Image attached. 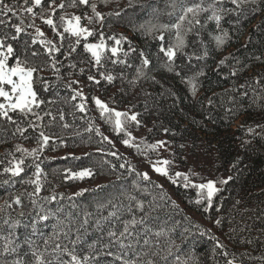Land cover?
Segmentation results:
<instances>
[{"label": "trees", "instance_id": "trees-1", "mask_svg": "<svg viewBox=\"0 0 264 264\" xmlns=\"http://www.w3.org/2000/svg\"><path fill=\"white\" fill-rule=\"evenodd\" d=\"M6 2L11 3V0ZM61 2L56 0V4ZM63 2L66 7L58 8L53 15L57 31L63 32L59 16L65 10H72L82 16L83 22L94 31L93 36L86 41L81 37L80 45H75L76 37L65 33V47L61 49L64 54L54 52L51 56L40 41L51 40L57 47L61 41L46 24L44 27L52 33L50 39L46 35L37 36L35 28L28 27L20 41L13 42L17 50H22L24 41L35 39L37 43L31 47L39 55L30 57V62L41 65L55 57L60 72L54 73L49 66L34 74V90L38 99L45 100L36 111L43 116L50 110L56 116L54 121L51 117L35 121L31 115L23 118L18 113H9L21 128L27 129L21 135L16 131L17 125L0 117V182L9 179L8 174H3V168L13 158L23 156L26 164H32L35 159L17 152L18 145L28 151L37 148L41 130L51 137L36 160L43 169V190L36 197L37 206L31 205L27 195L22 196L21 205L14 203L16 195L33 191L32 185L19 183L20 177L14 178L15 183H0V264H12L17 259L29 264L33 257L26 239L33 240L43 251V239L56 230L54 226L58 219L67 224L66 218L72 214L76 218L75 226H78L85 211L92 213L85 243L99 241V249L108 242V237L106 232L101 234L95 230L94 221L115 210L113 205L119 209L122 219H130L133 215L139 219L147 214L145 224L152 229L147 234L152 243L144 246L148 253L142 256L144 261L228 264L233 260L234 264H264V0H260L259 6L247 3L239 16L233 14L221 21L228 37L220 47L214 36L222 33L214 22H207L201 30L203 46H193L190 34L189 47L184 51L202 55L206 46L209 53L201 60L193 58L191 63L186 55L179 53L174 63L168 62L159 50L161 42L155 38L160 34V26L174 22L181 14V6L191 0H89L88 5H81L76 0L75 6L71 0ZM93 3L103 20L93 13ZM224 6L235 7L228 0ZM87 14H91V23ZM205 15L201 16L202 24H205ZM12 22L18 21L13 17ZM27 23L30 21L26 20ZM149 28L154 29L151 34ZM100 34H103L106 48L102 64L95 66L83 44L99 43ZM165 36L166 46L173 38L171 33L166 32ZM113 37L124 39L117 46ZM68 44L77 48L72 57L67 56ZM112 47L120 49L115 57L111 56ZM140 53L149 59L147 66L142 64ZM109 57L118 62L113 64ZM121 60L124 63H119ZM221 60L225 63L220 64ZM14 61L10 58V62ZM69 64H75V67H69ZM201 72L203 75L199 74ZM89 75L95 76L99 83L88 80ZM107 75L113 76L111 82L105 78ZM189 80L196 84L195 94ZM44 81L48 83V91H44ZM80 89L86 92L84 98L72 99ZM245 91L246 97L241 95ZM94 98L128 117L135 114L138 123L121 117L125 131L117 132L114 113L111 120L107 112L102 116ZM3 102L0 97V103ZM80 104L84 105L83 112L77 107ZM58 110L63 113V120H60ZM29 121L39 126L29 128ZM64 124L68 127H63ZM249 128L253 131L249 132ZM96 129H99V135ZM129 131H138L144 136L136 147L122 150L117 144L122 143ZM162 138L171 150L168 172L172 179L165 176L162 183L150 177L145 181L138 175L143 174L140 169L142 155L155 157L156 149L150 146ZM84 168L91 169L94 176L84 180L64 179V170L77 172ZM26 172L32 176L34 167ZM176 172L189 175L196 184L204 180L217 181L220 191L213 198L212 208L205 212L203 204L198 206L195 203L198 191L185 188L182 177L175 176ZM222 180H228V183H219ZM85 189L83 195H75ZM53 195L55 200L43 199ZM137 201L143 203L144 212L137 210ZM99 205L106 207L98 210ZM41 206L54 213L47 221L37 220V214H43ZM33 220L37 221L36 235H32L30 226ZM16 221L19 225L13 228ZM143 227L139 226L141 236L144 235ZM160 229L165 230V235L153 236ZM72 238H75V227ZM7 240L12 241V247L18 246L15 253L4 252ZM218 244L222 247H217ZM170 245L171 255H168ZM107 251L101 249L93 264L95 261L121 264L114 256L106 255ZM111 251L119 252V249L113 246ZM152 252L157 255L153 256ZM63 258L70 259L67 255Z\"/></svg>", "mask_w": 264, "mask_h": 264}, {"label": "snow or ice", "instance_id": "snow-or-ice-1", "mask_svg": "<svg viewBox=\"0 0 264 264\" xmlns=\"http://www.w3.org/2000/svg\"><path fill=\"white\" fill-rule=\"evenodd\" d=\"M228 2L234 5V8H227L224 6L225 0H191L190 3H185L181 6L180 12L174 22L169 24H163L160 26V34L158 37H155L161 42L160 52L167 58V61L170 63H174L177 58V54L186 55L188 57L189 63L191 60L195 58L196 60L204 59L208 56L207 47L204 46L202 50V55H197L195 52L191 54L186 53L184 50L189 47L188 37L192 34V44L193 46L199 44L201 46L204 45V41L201 37V30L205 28L206 23L211 21L214 22L216 29H218L222 35L214 36V40L216 42L217 47H220L226 42L228 37L227 30L221 27V21L233 14L239 16L241 13L245 11V5L247 3L257 4L259 6L260 0H228ZM78 3L81 5H88L89 0H78ZM71 4L73 6L76 5V0H71ZM66 7L65 3L62 2L56 4V0H11V3L6 2V0H0V97L4 99L3 103H0V117L6 119L9 123L17 125L16 131L20 132L21 135L25 131L26 128H21L19 123L13 119V117L9 113H18L21 117L27 118L29 115L35 117V121H43L45 117H51L52 121L56 119V116L49 111H45L43 116L36 111L39 109L41 105L45 104V100L38 99L37 92L34 90V84L36 80L34 79V74H37L43 71L46 67H51L54 73L59 74L60 68L57 67L58 60L53 57L50 61H45L41 65H36L30 62V57H36L39 53L34 50L31 45H35L37 41L33 38H30L29 41L23 42L22 50H17L14 47L13 42H18L21 39L22 34L26 33V29L28 27L35 28V33L37 36L43 37L44 33L40 28L35 27V19L40 18L44 24L48 25L53 32L56 33L57 36L60 37L61 44L57 47L52 43L51 40H41L40 43L45 46L47 49V55L51 56L54 52H60L61 55L64 53L61 52V49L65 47L63 41L65 40V33L70 34L73 37H76L75 45H80L81 37L86 41L88 37L93 36L95 33L93 30L88 27L81 26V16H72L66 17V15L59 16L60 25L63 26V32L57 31V23L53 19V15L56 13L57 9H64ZM91 8L96 17L103 20V17L99 12H96V5L91 4ZM39 9V11H35ZM49 10L51 14H49ZM257 9H253L256 11ZM205 15V24L201 23V16ZM15 18L18 22H12V18ZM89 22H92V18H87ZM26 20L30 21V23L26 24ZM153 28L148 29V33L151 34ZM172 34V42H169L165 46L166 36L165 33ZM111 39H115L114 37ZM124 37L120 39H115V44L119 46ZM83 48L85 52L91 54L95 62V66H99L102 64V56L103 52L106 48L105 40L103 34H100V42L98 44L95 43H87L83 44ZM120 49L118 47L111 48V56H117ZM133 51H135L133 49ZM77 52L76 46L72 44L67 45V56L72 57L74 53ZM127 56V53H124ZM142 57V64L147 66L150 61L147 57L144 56L143 53H140ZM10 58L15 59V63L12 66H9ZM111 60V57L108 58ZM113 64L117 63L116 60H111ZM119 63H124V61H119ZM225 61L221 60L220 64H224ZM69 67H75V64H69ZM84 70L81 69V72ZM179 75V73H177ZM203 75V72L199 73ZM103 75V73H101ZM232 75H236V72H232ZM109 82L113 80L112 75H107L105 77ZM88 80L96 81L95 76L89 75ZM44 91H48V83L44 81ZM188 83L192 87L193 94L196 92V84L193 80H189ZM259 83V81H257ZM5 86H10V90H5ZM244 85H241L243 88ZM242 96L246 97L248 93L245 91L241 93ZM77 96H80L82 99L83 93L77 92L76 95L72 97V99H76ZM96 105L101 110V115L104 113H109L108 119L111 120V114L114 113V127L117 132H124L125 125L121 120V117H125L130 119L131 121H137V116L135 114L128 117L126 113H121L115 111L114 109H109L106 104H104L100 99L94 98ZM235 98H233L234 100ZM211 103V101H210ZM81 112H83L84 105L80 104L77 106ZM59 112L60 120L64 119V115L62 112ZM39 125L34 123L33 121L28 122L29 128H36ZM259 126V125H258ZM63 127H68L67 124H64ZM167 131V129H165ZM253 131V129L249 128V132ZM97 134L99 135V129H96ZM129 137H131V133H126ZM51 137L46 135L44 131H40L37 137L38 147L28 151L20 147L19 145L16 147L17 152H21L26 156L34 157L32 164H26L24 157L22 156L19 159L13 158L12 161H9V165L3 168V174H8L9 179L3 180L2 184L8 185L10 181L15 183L14 178L20 177L19 183L21 185H32L33 191L20 193L15 196L14 203L16 205L22 204V196L27 195L31 205L37 206L38 200L36 197L39 196L41 191L43 190V183L41 180V176L43 175V169L41 168L40 163H37L36 160H39L40 153L48 146ZM104 140H108L107 137H104ZM111 143V141H108ZM123 143L128 147H136L135 145L130 143L129 139L123 140ZM165 141H158L155 145H151L150 147L154 150L157 147H165ZM11 155V153H10ZM111 155H116L115 153H111ZM78 159V158H77ZM2 163V161H0ZM162 163L167 166L170 164V161L164 160L162 162L157 161V164ZM34 167V172L32 176H28L26 169ZM123 167V165H121ZM153 170L160 175L166 176L169 179L172 177L169 175V172L166 167H158L156 164L153 165ZM65 176L64 179H73V180H84L87 178H91L94 176V173L89 168H84L80 171L73 172L71 170H64ZM23 174V175H22ZM142 179L148 181L150 177L147 173L139 174ZM35 177L33 179L32 177ZM176 177H182L184 181V187H192L198 191V199L195 203L199 206L201 204L204 205V211L207 212L213 206V198L220 191L217 188V181L207 180L206 182H202L199 184L193 183L189 175L176 172ZM229 180L231 177L228 178ZM173 183H176V180H172ZM219 183L227 184L228 180L219 181ZM87 191L82 190L81 192L75 193V195H83V192ZM63 198V197H61ZM45 201L55 200L56 196L53 195L51 197H43ZM71 199V197H69ZM131 199L135 200V197H131ZM111 203V202H109ZM10 207V205H9ZM106 207V205H99L98 210ZM115 210L109 211L107 216H101L94 221L95 230L98 233H105L108 237V242L104 243L98 249L97 245L99 241H94L92 243H85L84 237L88 234L87 226L90 223V218L92 217L91 212L85 211L83 213V219L79 222L78 226L76 225V218L69 214L67 219V224H65V220L58 219L57 224L54 226L56 229L51 236L43 239V251L40 250L39 246L35 245L33 240L26 239L25 243H27L30 247L31 256L33 260L29 262V264H93L95 257L100 254L101 249H108L106 255L114 256L117 261H120L121 264H156V262L152 259L147 261L142 260V256H147V251H144V246L150 245L152 241L148 237V233L152 232V229L145 224L147 219V214L137 219L134 215L130 219H122L118 212L119 209L116 208L115 205L112 206ZM137 210L140 212H144V205L142 202L137 201L136 204ZM129 210H131V206H129ZM58 211H60L58 209ZM40 212L43 214H37L38 221H47L51 215H54L51 211H45V209L41 206ZM21 216L24 215L23 212L20 213ZM7 223V221H5ZM217 224L220 221H216ZM19 225V221H16L12 224V227L15 228ZM144 225L143 233L141 236V231L139 226ZM32 235L37 234V221L33 220L31 223ZM28 227V225H25ZM75 227V238H72L73 228ZM41 235H43L41 233ZM162 235H165V230L160 229L153 233V236L159 238ZM66 241V243H65ZM159 244V241H156ZM174 243V242H173ZM12 241L7 240L4 245L5 253H15L17 251V247H12ZM134 245L140 246L139 250L134 247ZM115 246L118 247L119 252L111 251V248ZM217 247H222V245H217ZM80 250L79 253L77 250ZM131 253V255H129ZM47 254V255H46ZM226 254V253H225ZM67 255L70 259H64L63 257ZM153 256L157 255V252H152ZM168 255H171V245L169 246ZM165 261L167 257H162ZM178 259V257H177ZM12 264H25L23 260H14ZM95 264H99L98 261H95ZM228 264H234L233 260L228 261Z\"/></svg>", "mask_w": 264, "mask_h": 264}, {"label": "rangeland", "instance_id": "rangeland-1", "mask_svg": "<svg viewBox=\"0 0 264 264\" xmlns=\"http://www.w3.org/2000/svg\"><path fill=\"white\" fill-rule=\"evenodd\" d=\"M88 13H90V12H88ZM63 15H66V17H69V18L72 17V16H80V14H78L76 12H73L72 10H65L63 12ZM90 15L91 14H87V18L90 17ZM37 19L39 21L35 20V27L40 28L41 31L44 33V35H46L48 37V39H50V37H52V33L49 32L48 29H46L44 27V23H43V21L40 18L37 17ZM80 23H81V26L87 27L86 22H83V20H82V16H81V22ZM95 44H98V43H95ZM14 63H15V61L14 62H10L9 61V66H12ZM5 90H10V86H5ZM79 91L82 92L83 95H85V93H86L84 89H80ZM131 115H132V113H131ZM129 132L131 133V137L124 136V140L125 139H129L130 140V143L133 144V145H135L136 143H138L139 140L144 136L143 133H140L138 131H129ZM113 141L116 142L115 139ZM158 141H164V138L158 139V140L154 141L152 145H155ZM117 146L120 149H122V150L123 149L126 150L127 147H128V146H126L123 143V141H122V143L117 144ZM142 156L144 158L142 159L143 160V164L140 165V169L143 171V173H147L148 176L151 177V178H153L154 180H157L159 182L164 183L163 177H165V176L160 175L159 173L155 172L153 170V165L156 164V166H158V167H166L167 170H168L169 165L165 166L162 163L157 164V161H160V162H162L164 160L170 161V159H171V150H170L169 146L165 145V147H157L156 148V155H155V157H146L145 154H143ZM206 181L207 180L199 181L198 184L199 183H202V182H206Z\"/></svg>", "mask_w": 264, "mask_h": 264}]
</instances>
